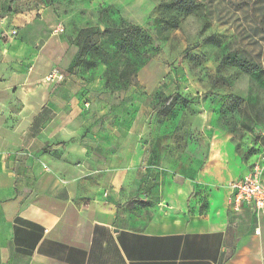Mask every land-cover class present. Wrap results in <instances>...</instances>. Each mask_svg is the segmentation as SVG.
<instances>
[{"label":"crops","instance_id":"0c3cea01","mask_svg":"<svg viewBox=\"0 0 264 264\" xmlns=\"http://www.w3.org/2000/svg\"><path fill=\"white\" fill-rule=\"evenodd\" d=\"M2 11L0 264H264V215L230 200L248 168L226 137L197 179L147 176L170 167L171 129L145 125L142 106L127 121L70 72L56 14Z\"/></svg>","mask_w":264,"mask_h":264},{"label":"rangeland","instance_id":"374dc122","mask_svg":"<svg viewBox=\"0 0 264 264\" xmlns=\"http://www.w3.org/2000/svg\"><path fill=\"white\" fill-rule=\"evenodd\" d=\"M0 3L1 16L45 9L56 14L57 34L71 47L69 68L76 58L75 72L96 82L97 96L126 105L127 121L142 106L145 125L171 129L158 146L160 160L169 150V162L160 164L170 167L146 169L147 176L158 170V177L197 179L211 141L223 135L247 168L259 167L264 178V0Z\"/></svg>","mask_w":264,"mask_h":264},{"label":"built area","instance_id":"2783aa9c","mask_svg":"<svg viewBox=\"0 0 264 264\" xmlns=\"http://www.w3.org/2000/svg\"><path fill=\"white\" fill-rule=\"evenodd\" d=\"M16 35L17 30L4 32V35ZM64 74L59 69H54L48 76V81H62ZM86 106H88L86 104ZM231 194L230 200L233 206L238 209L241 205L251 206L258 216L264 215V178L259 167L247 169L242 177L228 185ZM260 233V229H256Z\"/></svg>","mask_w":264,"mask_h":264},{"label":"trees","instance_id":"16d2710c","mask_svg":"<svg viewBox=\"0 0 264 264\" xmlns=\"http://www.w3.org/2000/svg\"><path fill=\"white\" fill-rule=\"evenodd\" d=\"M237 60L238 59L235 60V63L240 64L241 66H243V68H246L248 71L252 72L253 70L254 71L256 70V68L253 69L252 67H250L251 66L250 64L245 65L241 61H239V60L237 61ZM77 67H78V65H76V58H75L74 63L69 68V71L70 72H75V70L77 69ZM174 98H175V95H171V96L167 97L165 99V105L170 104L173 101Z\"/></svg>","mask_w":264,"mask_h":264}]
</instances>
